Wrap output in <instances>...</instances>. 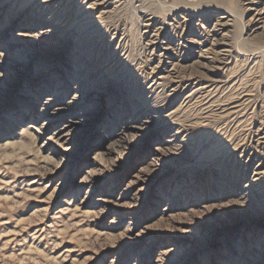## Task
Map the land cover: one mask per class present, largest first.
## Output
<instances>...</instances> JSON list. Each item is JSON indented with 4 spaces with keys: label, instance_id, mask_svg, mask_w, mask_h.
Returning <instances> with one entry per match:
<instances>
[{
    "label": "rangeland",
    "instance_id": "rangeland-1",
    "mask_svg": "<svg viewBox=\"0 0 264 264\" xmlns=\"http://www.w3.org/2000/svg\"><path fill=\"white\" fill-rule=\"evenodd\" d=\"M247 3L0 0V264H264Z\"/></svg>",
    "mask_w": 264,
    "mask_h": 264
},
{
    "label": "bare ground",
    "instance_id": "bare-ground-1",
    "mask_svg": "<svg viewBox=\"0 0 264 264\" xmlns=\"http://www.w3.org/2000/svg\"><path fill=\"white\" fill-rule=\"evenodd\" d=\"M107 1L108 0H98V4H106L107 3ZM248 1V5L245 7V8H243L246 12H248V11H254V15L255 16H253V18H251L252 20H253V23L251 24V28H250V30H252V32H255V31H257L259 28H260V26H259V22H260V20H261V16H262V14H263V12H264V0H247ZM47 2V1H46ZM80 2V1H79ZM94 7V6H93ZM180 7V6H179ZM185 9V8H184ZM192 9V8H191ZM78 10V9H77ZM92 10V9H91ZM182 10H183V8H182ZM200 10V9H199ZM84 12V11H83ZM90 12V11H89ZM180 12V11H179ZM85 15V14H84ZM102 16V15H101ZM227 17V16H226ZM256 17H258V18H256ZM87 18V17H86ZM187 18V17H186ZM221 18H223V17H217L216 18V21H215V23H214V26H213V30L211 31V32H214V35H216L215 33H217V35L218 36H221V42H219V41H214V42H212L211 43V45L212 46H215V47H219V50L217 51L218 52V60H220L221 58L222 59H224L226 56H227V53L226 52H228V49H227V47H228V43H227V37H228V34L227 33H225V32H223L222 33V31H224L228 26H229V23L227 22V21H224L223 19H221ZM227 19V18H226ZM191 21V20H190ZM12 22V20L11 19H9L8 20V23H11ZM175 22V21H174ZM186 22V21H185ZM170 23V22H169ZM174 24V23H173ZM180 24V23H179ZM191 24H192V22H191ZM181 26H182V24H181ZM5 28V26L4 27H2L1 29H4ZM174 29V28H173ZM229 29V28H228ZM168 30V29H167ZM153 31V30H152ZM229 32V31H228ZM161 32H157V34L156 35H158L159 36V34H160ZM152 34V33H151ZM175 34V33H174ZM153 36V35H152ZM175 36V35H174ZM154 37V36H153ZM152 37V38H153ZM166 37V36H165ZM211 37V36H210ZM180 38H182V39H184L183 37H180ZM179 38V39H180ZM229 38V37H228ZM157 38H155V40H156ZM12 40V39H11ZM153 40H154V38H153ZM165 41V40H164ZM185 41H187V40H185ZM12 42V41H11ZM162 42V41H161ZM189 42V41H188ZM204 42H206V41H204ZM147 43H149V42H147ZM164 43V42H163ZM180 43V42H179ZM184 44V43H183ZM196 44H198L197 42H196ZM200 45L202 44V45H205L206 43H199ZM185 45V44H184ZM197 47H199V46H197ZM161 48V47H160ZM213 48L211 47V48H208V49H206V52L205 53H207V52H209V51H211ZM214 53L216 52V51H213ZM239 52V51H238ZM149 53H150V51H149ZM207 55V54H206ZM200 57H202V58H206V59H208V57H204L203 55H199ZM215 58V57H214ZM76 60L78 61V60H80V57H78V58H76ZM215 60H217V58H215ZM226 61V60H225ZM218 63V62H217ZM216 63V64H217ZM220 63V62H219ZM214 65V64H213ZM214 66H217V65H214ZM213 66V67H214ZM84 67V66H83ZM174 70L176 69L175 67L173 68ZM99 73V71H97V69H93V74L94 75H96V74H98ZM181 74V73H180ZM105 75H100V79H102L103 77H104ZM196 79V78H195ZM160 82V81H159ZM196 85V84H195ZM172 88V87H171ZM75 91V90H74ZM179 92V91H178ZM189 93V92H188ZM76 95V94H75ZM202 97V96H201ZM76 98V97H75ZM80 98V97H79ZM59 105V104H58ZM188 105V104H187ZM207 107V106H206ZM138 108V107H137ZM138 112V111H137ZM53 113V112H52ZM145 113V112H144ZM140 114V113H139ZM142 114V113H141ZM142 123V122H141ZM66 131H67V129H65ZM69 130H70V128H69ZM259 130V129H258ZM186 135V134H185ZM116 143V142H115ZM118 143V142H117ZM119 144V143H118ZM119 145H121V144H119ZM178 146V145H177ZM119 148V147H118ZM258 178V177H257ZM257 180H259V179H257ZM259 182V181H258ZM253 183V182H252ZM250 184V183H249ZM253 186V185H252ZM257 188V187H256ZM264 189V188H263ZM145 254V252H144V250L140 253V255L142 256V255H144ZM161 255H163V253L161 254ZM166 255V254H165Z\"/></svg>",
    "mask_w": 264,
    "mask_h": 264
}]
</instances>
